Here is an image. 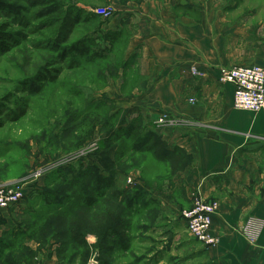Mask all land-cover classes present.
<instances>
[{"label": "crops", "instance_id": "crops-1", "mask_svg": "<svg viewBox=\"0 0 264 264\" xmlns=\"http://www.w3.org/2000/svg\"><path fill=\"white\" fill-rule=\"evenodd\" d=\"M117 11L131 20L129 57L138 54L145 83L126 101V118L141 117L147 123L161 116L171 119V125L157 126L156 132L168 151H182L192 162L163 184L137 180L142 196L126 221V249L111 237L109 250L115 255L102 260L95 251L87 264H180L195 259L197 242L189 255L181 254L186 232L181 213L191 208L196 195L218 203L210 228L218 243L199 248L206 263L264 264V113L234 109V85L219 81L222 68L264 65V22L250 40L242 24L245 13L214 0H142ZM233 15L240 20L230 26ZM192 68L200 75H193ZM39 191L28 188L24 203L0 213L2 262L80 264L51 229L43 238L37 235L32 217ZM137 211L141 217L131 221ZM85 240L89 247L100 242L96 235ZM22 251L30 256H21Z\"/></svg>", "mask_w": 264, "mask_h": 264}, {"label": "rangeland", "instance_id": "rangeland-1", "mask_svg": "<svg viewBox=\"0 0 264 264\" xmlns=\"http://www.w3.org/2000/svg\"><path fill=\"white\" fill-rule=\"evenodd\" d=\"M46 1L64 10L79 9L84 14V21L75 28L67 45L56 46L57 16L39 18L40 9L28 7L25 0H0L20 11L10 14L0 10V185L22 183L26 193L31 187H46L51 197L62 198V210L70 215L63 220L67 226L57 228L55 218L59 217L55 216L63 212L52 207L54 234L68 230L70 235L80 238L82 233L86 239L92 236V228L107 226L112 219L108 200H94L99 171L106 177L99 179L100 190L107 183L121 191L134 188L137 180L152 186L169 182L192 160L181 153L163 164L151 154L131 151L133 142L147 140L149 134L151 142H156V127L163 125L157 124L158 119L147 123L140 117L133 136L126 131L132 120L126 118L125 103L136 97L145 83L139 75L138 54L129 57L131 20L120 17L117 7L142 0ZM214 1L222 6L228 4L230 11L244 12L242 24L248 30V38L253 39L260 22H264V0ZM217 7L220 8L213 6ZM109 10L110 14L104 16ZM87 15L94 18L86 19ZM235 15L230 18V26L240 20ZM112 33L118 34L117 40L109 36ZM76 44H80L79 52L71 50ZM38 88L40 92H36ZM98 160L108 161L113 176L106 167L98 169ZM35 203L40 225L45 217H50L48 213L44 215L42 200L36 197ZM136 214L131 221L141 217L140 211ZM94 222L96 226H91ZM124 235L118 243L121 250L126 249ZM182 238L185 245L181 254L189 255L192 243L197 241L186 232ZM197 245L196 258L180 264H207L204 254L199 253L201 243ZM107 248L101 250L102 260L109 259L110 253L115 255ZM73 252L69 249V253ZM21 256L29 257L30 253L22 251Z\"/></svg>", "mask_w": 264, "mask_h": 264}, {"label": "trees", "instance_id": "trees-1", "mask_svg": "<svg viewBox=\"0 0 264 264\" xmlns=\"http://www.w3.org/2000/svg\"><path fill=\"white\" fill-rule=\"evenodd\" d=\"M25 3L28 5V7L32 8V9H40L37 12V15L39 18H48V17H52V16H57L59 19V27L57 30V35H56V46L60 47L63 45H67L70 37L72 36L75 28L82 22L84 21V19L82 18V16L84 15L82 13L81 10L79 9H67L64 10L62 7L55 5V4H50L49 2H47L46 0H25ZM0 10L2 11H7L10 14H14V13H20V11L18 10V8L11 6V5H3L2 3H0ZM90 17L94 16H86V19H89ZM85 19V20H86ZM118 34H110V37H113L114 41L118 39L117 37ZM109 38V37H108ZM113 41V40H112ZM78 46V48L76 47ZM80 44H76L75 46H73V48H71L72 51H76L79 52L80 48H79ZM41 86H39L40 88ZM39 88L36 90V92H40L41 90H39ZM140 117L134 118L132 120V122L129 124L130 127L127 128V132H131L132 135H129L130 137L133 136L134 132L136 131V129H138V126L141 123V120L139 119ZM157 136V138L155 137ZM153 138H156V142H151L152 141V136L151 134H149L147 136V140L144 141H139V142H133V144H131V151L132 152H140V153H148L151 154L153 156L154 159L160 161L161 163H166L167 161H169V159L171 157H175L177 154H184L186 157L187 155L185 153H183L182 151L179 150H175V151H168L166 149V145L165 143L162 141L161 137H159L156 133V135L154 134ZM142 143V144H140ZM141 146V147H140ZM98 164V169H101V167L104 169L105 167L109 170H111L108 164V161L106 162H101V160L96 161ZM101 166V167H100ZM94 167V166H93ZM95 170L99 171L98 169H96V167H94ZM105 170V169H104ZM93 173V170H91ZM101 172L99 171L97 173L98 177V182L97 184H95V188H94V193L96 195V198L94 197V200H96L97 198H99V201H103V200H108V205H109V211L108 214L110 216L111 222L107 223L105 226L104 224L102 226H100L98 229L92 228L91 234L92 235H96L98 237V240L100 239V242H98L97 244L89 247L88 244L86 243V240L84 238V235L82 233H80L79 235H82L79 237L73 236V234L70 235V233L68 232V230H66V232H63L62 230L60 231L59 234L58 231L56 232V234H54V216L52 211V207H56L57 209H55V211H62L63 213L60 215H56L55 217H59V218H55L56 223L55 226L57 228H62L63 225L67 226L65 222H63V220H66L68 216L67 211L62 210L64 204L61 202L62 198L61 197H56L55 199L52 196V193L49 192V190L44 187L41 189V193L39 191V194L37 196V198L39 199V201L42 200L43 202V209H45V213L44 215L46 216V214L48 213V216L50 218L45 219L43 221H41L40 225H38V218H37V212L36 215L34 216V219L32 217V219L35 221V225H38L37 229H36V233L37 235H39L40 237H44L46 231L49 232L48 230H50V232L52 233L54 239H57L61 242V246L62 248H66V249H71L72 251L74 250V252L71 254V258H75L78 257L80 264H87V262L89 261V259L91 257H93V253L95 251L99 252V255L101 257V250H103L106 247H108L107 249L110 248V243L109 240L110 238H114L116 237L117 240H120L118 242H121V239L123 237V233L125 234V231L127 229V219L128 215L131 212V209L133 208V205L136 204L139 198H141V190L140 187L138 186H134L131 188H125L123 190H119L116 187H113V185H110L107 183H104L102 186L104 187L103 190H100L99 187V179L101 178H106L104 175L102 176L100 174ZM110 175L113 176V171H109ZM110 181L112 180V178L109 176L108 178ZM48 194V195H47ZM26 198H27V194H26ZM97 201V200H96ZM113 211V215L111 216V212ZM64 215L63 219L62 216ZM48 220V221H46ZM46 225V227H45ZM94 225L96 226V223H91V226ZM65 229H67V227H65ZM64 229V231H65ZM125 236V235H124ZM125 241V240H124ZM77 248H82L84 249L83 251L76 249ZM61 248V249H62ZM6 249V248H5ZM91 249V251H90ZM77 251V252H76ZM92 253V254H91ZM7 263H13V261H9V259H5ZM4 260L1 259L0 257V264H6L5 262H2ZM14 264V263H13ZM108 264V263H105Z\"/></svg>", "mask_w": 264, "mask_h": 264}, {"label": "built area", "instance_id": "built-area-1", "mask_svg": "<svg viewBox=\"0 0 264 264\" xmlns=\"http://www.w3.org/2000/svg\"><path fill=\"white\" fill-rule=\"evenodd\" d=\"M109 14L110 10L103 13L104 16ZM191 72L198 76V72L194 68L191 69ZM219 81L234 85L232 100L234 109L264 113V65L222 68ZM171 123L165 116L157 120L158 125ZM39 175L40 171L35 174V177ZM128 183H132V181L129 180ZM25 199L26 192L22 183L13 182L0 185V213L20 206ZM217 208V202L207 201L200 195H196L192 199L191 208L181 213L185 221L186 233L207 247L218 243V238L210 234L212 217Z\"/></svg>", "mask_w": 264, "mask_h": 264}, {"label": "water", "instance_id": "water-1", "mask_svg": "<svg viewBox=\"0 0 264 264\" xmlns=\"http://www.w3.org/2000/svg\"><path fill=\"white\" fill-rule=\"evenodd\" d=\"M97 260H98V257H97V254H96L94 259H93V261L97 262Z\"/></svg>", "mask_w": 264, "mask_h": 264}]
</instances>
